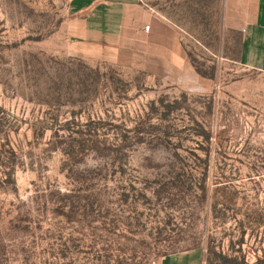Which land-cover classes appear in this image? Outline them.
<instances>
[{
    "label": "rangeland",
    "instance_id": "obj_1",
    "mask_svg": "<svg viewBox=\"0 0 264 264\" xmlns=\"http://www.w3.org/2000/svg\"><path fill=\"white\" fill-rule=\"evenodd\" d=\"M108 1L83 56L69 0H0V264H264L250 0ZM149 16L186 60L142 52Z\"/></svg>",
    "mask_w": 264,
    "mask_h": 264
},
{
    "label": "crops",
    "instance_id": "obj_2",
    "mask_svg": "<svg viewBox=\"0 0 264 264\" xmlns=\"http://www.w3.org/2000/svg\"><path fill=\"white\" fill-rule=\"evenodd\" d=\"M241 1L243 3L247 2V0ZM116 3L115 1L110 2L108 0H69L68 11L74 15L71 19L75 24L73 26L82 28L81 33L84 34L83 40L82 37L74 40L75 42L71 45L69 51L71 54L85 56L92 53L94 48L87 41L89 36L88 27H92L90 24L93 23L90 16H97V19L94 20L99 22L102 18L103 10H105L103 5H113ZM124 6L125 10H131V4L128 3ZM98 9H100L99 13ZM144 16L147 18V15ZM146 18L145 20L143 18V21H135V24L138 23L140 25V22L142 24L146 23V27H149L147 31H141V34L145 37L144 43H142V52L162 60L170 59L171 57V61L174 58L186 60L184 54L178 55L181 51L179 52L176 49L175 56H173L172 51L164 49L165 44L161 34L164 29L163 24L159 20L152 19L150 16L149 19ZM102 23L101 21L100 32L105 29ZM237 28L241 32L238 60L251 67H264V0H250V7L245 8V15ZM201 259L200 253L189 251L166 256L159 264H201Z\"/></svg>",
    "mask_w": 264,
    "mask_h": 264
},
{
    "label": "built area",
    "instance_id": "obj_3",
    "mask_svg": "<svg viewBox=\"0 0 264 264\" xmlns=\"http://www.w3.org/2000/svg\"><path fill=\"white\" fill-rule=\"evenodd\" d=\"M149 29V27L147 26V27H145V30L147 31Z\"/></svg>",
    "mask_w": 264,
    "mask_h": 264
}]
</instances>
